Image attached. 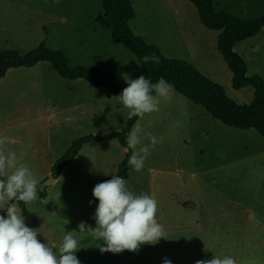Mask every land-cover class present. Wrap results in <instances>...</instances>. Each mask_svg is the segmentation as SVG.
I'll list each match as a JSON object with an SVG mask.
<instances>
[{"label": "rangeland", "instance_id": "rangeland-1", "mask_svg": "<svg viewBox=\"0 0 264 264\" xmlns=\"http://www.w3.org/2000/svg\"><path fill=\"white\" fill-rule=\"evenodd\" d=\"M22 2L19 8L11 7L13 13L9 15L10 18L14 16L7 32L13 35L11 40L16 46L13 49L27 53L45 42L48 47L62 50L69 59V65L100 67L120 80H125L124 74L129 72L125 64L129 69H140L136 56L115 42L111 32L96 21L103 13V0ZM150 2L135 1L137 17L131 22L136 31L142 32L147 43L160 42L163 48L168 46L169 49L182 42V28L187 43L185 46L180 43L176 49L171 47L175 58L189 60L202 74L220 84L237 103L253 100L252 86L233 87L232 71L214 44L212 33L218 34L219 38L220 32L207 28L200 21L192 2L182 0L185 6H177L180 14L186 16L185 20L182 15L177 17L178 26L172 11L161 6L151 8ZM214 3L217 9L219 0ZM197 22L207 31L203 33L204 37L194 34ZM214 49H217L216 55ZM44 65L48 70L51 67L49 62H44ZM250 72L264 78V65L258 68L252 64ZM10 78L5 84H0V89L4 88L9 93ZM105 97L107 111H112L114 117L118 115L117 120L106 125L105 132L119 131L121 129H116L127 110L118 104V98L110 94H105ZM18 100L10 93L0 105V112H14L23 107ZM161 100L158 112L139 119L144 131L151 132L159 143L151 150L142 171L137 172L131 167L127 187L137 195L147 193L158 201L157 220L166 229L167 238H162L155 245L142 244L136 252L125 250L114 254L102 253L100 246L103 240L84 232L87 237L77 239V258L81 264H163L164 258L170 259L172 264H195L197 260L211 259L216 254L222 258L233 255L238 264H264V137L255 129L240 130L226 126L204 107L178 92H174L171 100ZM49 103L51 106L53 102ZM1 119L5 125H11L15 120L5 115ZM40 125H44L42 120ZM39 140L45 143L44 132L39 135ZM143 143L150 144V140L144 138ZM119 149L118 145L100 147L99 152L104 155L101 166L93 163L89 166L94 168L89 170V167H83V160L79 158L72 169L67 170L83 179L76 183L75 195H78L69 203L77 213L73 216L64 213L50 215L51 223L46 218L48 225L63 232L72 231V234L77 233L81 222L96 227L93 216L99 201L93 196V189L97 183L112 179L111 157ZM41 168L38 166L39 170ZM54 189L55 186H48L46 193ZM8 203L1 205L4 213ZM29 207L32 226L39 223L38 215L49 209L45 206L43 210L36 201L30 202ZM72 226L74 228L70 231Z\"/></svg>", "mask_w": 264, "mask_h": 264}, {"label": "crops", "instance_id": "crops-1", "mask_svg": "<svg viewBox=\"0 0 264 264\" xmlns=\"http://www.w3.org/2000/svg\"><path fill=\"white\" fill-rule=\"evenodd\" d=\"M131 1L133 5L136 6V0ZM138 1L140 2V0ZM176 2L177 3L172 0H151L149 7L160 8L161 6L167 8L168 11H172L171 14L176 20L175 22L178 26L179 20L177 17L182 14L178 11L177 6H185V3L182 2V0H176ZM21 5H23L22 0H0V51L16 47L14 40H11L13 35L7 33L10 30V22H14V16L10 18L9 15L13 13L11 7L16 6L15 8H19ZM219 5H221V7H219ZM219 5L217 10L228 11L247 19L264 13V0H219ZM135 10L137 11V8ZM165 15L166 14L163 16L165 17ZM184 16L185 15H182L183 20H185ZM136 17L137 13L131 22H133ZM131 26L137 35L139 34L141 37L143 36L141 34L142 32L136 31L132 24ZM195 27H197V31L195 29L194 34L199 38L202 36L204 37L203 33L207 31H204L198 22L194 24V28ZM180 30L183 33L184 38L182 40L183 43L179 42L185 46L187 43L185 40V32L182 28ZM212 34H214L213 37H215V47L218 48V34ZM174 42L175 41L170 43L168 42V44H172ZM155 43L160 47L162 53L168 58H175L173 54L174 50L171 47L173 46V48L176 49L180 44L178 43L177 45H172L168 49V46L163 48L160 42ZM122 46L125 47L124 45ZM205 49L206 48L203 50ZM216 50L217 49H214L215 55ZM234 50L247 62L248 74L253 75L254 73L250 72L252 64L258 68L264 65V28L255 36L236 43ZM44 62L48 61H41L32 67L21 66L17 68H10L6 75L0 79V84H5L6 80L11 76L9 86L10 93L17 96L19 99L18 101L23 104V107L18 108L14 112H0V138L5 139L3 148L6 152L13 151L16 153L18 165L20 163H24L30 168L37 167L36 169L31 168V170L36 174L39 182L43 181L48 175H52L53 164L57 159L64 155L75 139L81 137V135L105 134L107 133L105 132L106 125L118 119V115H115L114 117V113H112V111H107L105 94L108 93L99 90L85 78L69 79L62 77L50 62L51 67H49V70L46 65H44ZM139 64L141 65L140 62ZM124 66H127V70L129 71L127 75L131 78H133V76L142 69V66H140L139 70H137L138 67H130L129 69L128 65L125 64ZM120 69H123V67ZM38 89H41L42 93L38 92ZM5 90L6 89L4 88L0 89V105H3L4 100L10 95V93ZM49 101L53 102L51 106ZM118 104L123 106L120 101H118ZM47 106L49 108H47ZM126 110L127 111L120 119L116 130L123 129L125 123H127L126 117L129 110ZM4 115L14 118V122H12L11 125H5L6 122L1 119ZM147 115L149 114H145V116ZM41 120L44 123L43 126L40 125ZM43 132L45 133L44 144H42L39 140V135L43 134ZM75 133L79 134L74 136L73 134ZM111 145H118L120 147V149L117 150L118 152L111 157L113 159V176L116 175L119 164L127 157L128 149L123 147L116 138L105 140L96 139L92 142L84 144L73 161L61 171L59 177L56 178L52 185H50L53 187L55 186V189L52 192L47 191L46 195L42 197L38 191L37 199L34 201L41 204L43 210L45 209V206H48L49 209H45V213L38 215L37 219L39 220V223L37 225L32 226L31 224V209L29 207V203L27 204V226L38 230L39 233L37 238L42 243L49 242L55 245L54 250H56L57 255H59L58 249L62 243L64 235H66L67 232H63L60 228L53 227L50 224L49 226L47 220L51 223L48 217L54 214L59 216L61 213H64L67 216H73L77 213L73 210V208H70L69 203L76 195H78H75V191H77L76 183L82 179V177L80 178L79 176L68 173L67 170H71L72 166L79 161V158L83 160V167H89V170L94 168L90 167V164L95 163L96 166H101L104 155L101 156L102 154L99 152V148H108ZM38 166L42 168L39 170ZM130 177L131 176L129 175L128 178L125 179L127 183L130 181ZM143 192L146 191L143 190ZM0 208H2L0 209V215H3L4 212L1 205ZM4 216L6 217V212L4 213ZM73 228L74 226H72L70 231L73 230ZM73 236L76 239H78V237L81 239L87 237L86 233L79 232V229L77 230V233H73Z\"/></svg>", "mask_w": 264, "mask_h": 264}, {"label": "trees", "instance_id": "trees-1", "mask_svg": "<svg viewBox=\"0 0 264 264\" xmlns=\"http://www.w3.org/2000/svg\"><path fill=\"white\" fill-rule=\"evenodd\" d=\"M189 1L197 8L202 23L207 28L220 32L218 49L233 73V87L240 89L252 86L254 88V98L250 103H237L226 94L220 84L202 74L193 64L183 59L166 57L158 45L147 43L143 37L137 35L131 26V20L136 16L131 0H103L104 13L99 15L96 21L103 28L111 31L116 42L124 45L137 56L142 69L133 76V79L144 75L156 83L164 77L174 85L175 92L204 107L207 112L226 126L240 130L255 129L264 137V78L260 74L249 75L247 62L234 50L236 43L255 36L264 28V15L247 19L228 11H218L214 0ZM152 54L158 56L160 62L145 64L144 56ZM41 61L50 62L62 77L85 78L99 90L115 97L119 96L128 86L125 80L116 79L99 67L90 68L81 64L70 66L62 50L48 47L45 42L27 53H21L13 48L0 51V79L10 68L32 67ZM139 119V117H133L127 120V126L119 131H110L102 135L88 134L75 139L64 155L53 164L52 175L58 178L61 171L77 156L83 145L96 139L116 138L123 147L128 149L127 136ZM130 152L131 150L128 149L127 157L119 164L116 173L123 179L129 176ZM40 194L45 196L46 191ZM11 202L18 204L27 225V204L15 200Z\"/></svg>", "mask_w": 264, "mask_h": 264}, {"label": "clouds", "instance_id": "clouds-1", "mask_svg": "<svg viewBox=\"0 0 264 264\" xmlns=\"http://www.w3.org/2000/svg\"><path fill=\"white\" fill-rule=\"evenodd\" d=\"M143 60L145 64L160 62L155 54L145 55ZM124 79L128 86L117 97L129 110L126 121L133 117L142 120L145 114L158 112L161 98L171 100L175 92L174 85L164 77L156 83L144 75L133 79L124 74ZM140 120L132 126L126 141L131 150L128 164L137 172L143 170L151 150L159 143L156 136L144 131ZM144 138L149 139L150 144L143 143ZM4 144L5 139L0 138V205L14 200L28 204L37 199L42 185L27 164H17L15 152L4 150ZM92 194L99 201L93 216L96 227L92 228L86 222H81L78 227L79 232L103 240L102 253L136 252L142 244L155 245L167 238L166 229L157 220L158 201L147 193L137 195L130 191L122 177L114 175L110 180L97 183ZM5 211L6 217L0 215V264H81L76 255L78 240L72 231L64 235L57 255L55 245L42 243L37 238L38 230L26 225L16 203H8ZM163 264H172V261L164 258ZM195 264H238V260L233 255L222 258L215 254L213 258L197 260Z\"/></svg>", "mask_w": 264, "mask_h": 264}, {"label": "water", "instance_id": "water-1", "mask_svg": "<svg viewBox=\"0 0 264 264\" xmlns=\"http://www.w3.org/2000/svg\"><path fill=\"white\" fill-rule=\"evenodd\" d=\"M131 155V152L129 153V157ZM129 159V158H128ZM56 180V177L51 175L48 179H46L45 181H42L40 184L42 185V189L40 192H45L46 188L50 185H52Z\"/></svg>", "mask_w": 264, "mask_h": 264}]
</instances>
